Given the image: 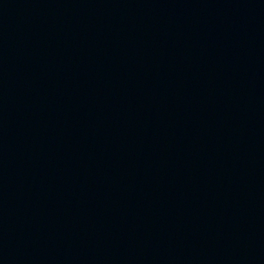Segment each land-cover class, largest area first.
Returning a JSON list of instances; mask_svg holds the SVG:
<instances>
[{"label":"water","instance_id":"1","mask_svg":"<svg viewBox=\"0 0 264 264\" xmlns=\"http://www.w3.org/2000/svg\"><path fill=\"white\" fill-rule=\"evenodd\" d=\"M11 264H264V0H0Z\"/></svg>","mask_w":264,"mask_h":264}]
</instances>
